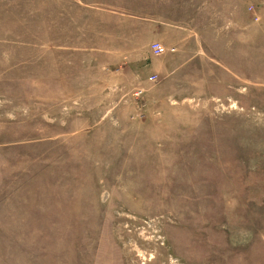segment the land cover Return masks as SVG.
<instances>
[{
    "label": "rangeland",
    "instance_id": "obj_1",
    "mask_svg": "<svg viewBox=\"0 0 264 264\" xmlns=\"http://www.w3.org/2000/svg\"><path fill=\"white\" fill-rule=\"evenodd\" d=\"M0 264H264V0H0Z\"/></svg>",
    "mask_w": 264,
    "mask_h": 264
},
{
    "label": "built area",
    "instance_id": "obj_2",
    "mask_svg": "<svg viewBox=\"0 0 264 264\" xmlns=\"http://www.w3.org/2000/svg\"><path fill=\"white\" fill-rule=\"evenodd\" d=\"M165 50H166L165 47L159 42L153 41L151 43V51L153 52V54L161 55L165 52ZM150 79H153V77H150Z\"/></svg>",
    "mask_w": 264,
    "mask_h": 264
}]
</instances>
